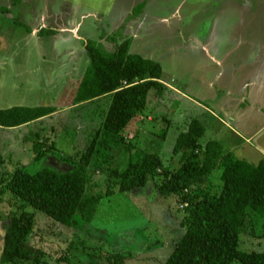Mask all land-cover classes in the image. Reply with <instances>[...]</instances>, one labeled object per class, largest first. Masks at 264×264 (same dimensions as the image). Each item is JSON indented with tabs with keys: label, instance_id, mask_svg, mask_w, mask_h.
Instances as JSON below:
<instances>
[{
	"label": "rangeland",
	"instance_id": "rangeland-1",
	"mask_svg": "<svg viewBox=\"0 0 264 264\" xmlns=\"http://www.w3.org/2000/svg\"><path fill=\"white\" fill-rule=\"evenodd\" d=\"M46 1L48 0H24L13 4L11 0H0V18L6 20L0 21V63L12 54V65L16 67L12 69L8 66L7 80L19 82L11 87L7 83L6 87L3 85L4 92H0L3 95L0 96V103L13 102L19 94L21 97L25 95L26 91L33 88V80L42 82L43 73L50 74L51 60L58 64V54L50 48L61 39L49 41L46 40L48 37L44 41H35V34L28 35L31 29L24 23L20 24V20L14 19L17 15L24 20L26 9L30 10L29 15L32 14V9L45 6L52 12L55 7L53 0L48 1V5ZM134 1L122 0L121 6L127 9ZM144 1L145 13L140 20L129 17L133 10L130 8L124 10L125 15H117L118 27L122 18H128L123 20L124 26L111 33V36L106 38L107 35H103L104 49L114 51L119 42L131 39L133 53L145 50L150 55L149 53L154 52V60L162 65L164 81L175 91L170 89L160 100L151 93L147 109L134 118L125 131V144L131 147L132 152L147 151L158 154L166 167L175 168L180 163V155L174 156V145L178 135L187 130L188 122L193 119L199 120L206 128L205 135L200 139L202 145L210 140H217L226 150L237 149L238 140L241 143L243 141L237 139L234 129L253 140L247 142L248 144L258 142L264 136V115L256 109H238L236 102H229L231 98L226 93L217 98L218 89L213 93L216 88L196 82V76H199L197 70L192 74L193 70L189 69L185 58L174 57L181 46L198 47L191 46L192 40L187 37V30L199 29L201 40L209 36L204 45L219 46L224 50L235 41L233 36L237 34L242 35L245 40L247 36L252 45H257L259 41L264 42V0H150V4L149 0H140L139 3ZM165 9L172 19L168 25L170 28L151 19L165 16ZM7 13L13 15V20L5 17ZM115 14L114 12L113 17H116ZM20 25L25 27L22 32L19 31ZM136 33L141 36L134 40L133 35ZM76 40L79 49L84 46L81 37ZM26 42L42 48H18ZM151 42L152 47L149 45ZM195 43L199 44L198 41ZM36 51L40 54V60L36 55H30V52ZM232 60L233 58L226 57V69L231 68ZM200 72L205 74V71ZM60 73L59 70L56 71L59 77L55 78V82H62ZM248 76V71L246 74L243 71L241 80L244 81ZM21 83L25 84L23 88ZM45 84H51V81L47 80ZM217 87L225 89L229 84L223 80ZM47 99L48 94L43 92L40 100L47 102ZM72 101L70 97L64 107L57 109L55 113L24 126L0 127V155L3 158L0 178L8 177L17 169L34 173L46 167L61 172L73 168V162L79 161L101 124L100 109L102 104L105 106V101L97 99L80 105ZM166 128L167 136L162 138ZM36 144L41 145L40 152L52 145L54 150L38 161L39 151H35ZM114 156L115 166L128 163L129 154L124 147L115 150ZM89 170L93 173L90 192L98 193L99 189H104L106 172L103 173L99 160H94ZM220 178L221 171L218 170L210 179L217 186L221 184ZM3 186L0 185V188ZM3 200L0 204V258L3 248L1 232L9 224V217L16 211V206L9 202V194H5ZM184 208L185 206L177 203L174 196L159 195L154 182L150 181L142 189L104 198L91 223L78 217V225L74 228L54 226L43 218V214L37 213L38 224L32 242L38 247L44 246L46 250H50L52 264L61 254L68 255L71 264H103L99 260L101 254L117 252L130 255L125 264H163L172 253L174 242L182 235L180 224L186 215ZM239 249L264 250V221H247L240 235Z\"/></svg>",
	"mask_w": 264,
	"mask_h": 264
},
{
	"label": "trees",
	"instance_id": "trees-1",
	"mask_svg": "<svg viewBox=\"0 0 264 264\" xmlns=\"http://www.w3.org/2000/svg\"><path fill=\"white\" fill-rule=\"evenodd\" d=\"M144 7L145 3L139 4L133 16L140 15ZM54 34L52 30L40 31L41 36ZM86 51L90 64L74 103L104 99L101 124L71 170L61 172L46 167L31 173L17 169L0 178V185H4L0 188V204L9 194V202L16 206L1 232L0 264H52L50 250L32 242L37 213L54 226L74 228L78 217L91 223L104 198L142 189L150 181L159 195L174 196L186 212L180 224L182 235L163 264H264V250L239 249L247 221H264V159L258 164L242 160L216 140L202 145L200 139L206 128L197 119L188 122L187 130L177 137L173 154L180 155V163L175 168L166 167L158 154L132 152L124 137L131 121L147 109L151 93L160 100L170 90L163 79L162 65L132 53L130 39L119 42L114 51L90 40ZM56 111L55 107L0 109V127H21ZM167 132L168 128L162 138ZM122 147L129 154L128 163L115 166L114 151ZM40 150L41 145L36 144L35 151ZM53 150L52 145L38 152V161ZM94 160H99L106 172L104 189L98 193L90 192L93 173L89 167ZM2 164L0 155V167ZM218 170L221 184L216 186L210 178ZM128 256L122 252L103 253L99 260L103 264H125ZM53 264L71 261L68 255L61 254Z\"/></svg>",
	"mask_w": 264,
	"mask_h": 264
},
{
	"label": "crops",
	"instance_id": "crops-1",
	"mask_svg": "<svg viewBox=\"0 0 264 264\" xmlns=\"http://www.w3.org/2000/svg\"><path fill=\"white\" fill-rule=\"evenodd\" d=\"M11 1L13 4L24 2V0H20V2ZM48 1L50 2L51 0ZM48 1H46L47 5L49 4ZM139 1L140 0H135L127 8L133 9L131 10L132 13L129 14V17L132 16L133 19L137 18L138 20L141 19V16L145 13L143 11L146 8V2L139 3ZM53 3L55 7L52 12L48 6L43 4L45 7L32 9L31 15L28 14L30 10L26 9V17L25 19L23 18L24 20H21L17 15L14 19L20 20L22 22H20V24L24 23L25 26H28L31 29V32H28V35L31 36L35 34V41H44L45 38L48 37L49 38L46 40L50 39L55 41L56 39H61L55 43L56 45H54L53 48H50L51 51L55 50V53L58 54V64L51 60L50 74L43 73L42 82L39 80H33L31 82L33 88L26 91L25 95L21 97L19 94L18 98L13 102L8 101L6 104L0 103V108L9 109L16 106H23L55 107L56 109H59L64 107V104L69 101L70 97L73 100L72 102H74L78 87L90 64V58L86 51L87 41H98L104 47L102 43L103 35H107L106 38L111 36V33L116 32L118 28L120 29L121 26H124L123 23L128 18V16L125 19L122 18L120 21L121 25L118 27L116 24L119 20L117 15H125L124 10H127L125 9L126 7L124 8L121 6L122 0H53ZM138 3H145V7L140 15L134 17L133 12L139 5ZM148 4H150V0ZM7 10L8 8H6V11ZM114 12L116 13V17H113ZM164 12L166 14L167 10L165 9ZM7 14L8 15L5 17H9L13 20V15L11 13ZM169 15L170 14L168 13L165 16L161 15V17L153 15L157 18L151 17V19L170 28L168 25L172 19ZM0 21L3 22L6 20L2 17V19L0 18ZM24 29L25 27L20 25L19 31L22 32ZM43 29L54 31V36H41L40 31ZM187 31L189 33V36L187 35V37L192 40L191 46L198 45V47L189 48L188 46H181L179 48L180 50L175 53L174 58H180V56L181 58H185L189 63V69L193 70L192 74L197 70L199 76H196V82H200L203 85H211L212 89L216 88V90H213V93L218 89L220 96L217 95V98H220L226 93L227 97L231 98L229 102H236V107L240 110H244L245 107L256 109V111L264 115V42L259 41L257 45H252L250 44L251 41H248L247 36V40H245L242 35L237 34L236 36H233L235 37V41L231 42L233 45L229 44L228 47H226V50H224L219 46L210 47L208 44L204 45L205 39H208L209 36H205L201 40V36L198 34L199 29ZM139 35L140 34L137 33L133 35L134 40L139 38ZM80 37L84 40V46H80L79 49L76 39ZM195 41H198L199 44L195 43ZM152 43L153 42L149 44L150 47H152ZM29 47L42 48V46H36L29 42H26L23 46H19L18 48H25L28 50ZM155 48L156 46H154V49ZM193 52H195V54ZM141 53L136 54H140L143 57H145L144 55L150 56L149 58H145H152L151 60H154V52L147 55L145 50H142ZM30 55H36L38 60L41 59L39 56L40 54L37 53V51L30 52ZM226 57L233 58L229 70L226 69ZM12 58L13 56L11 54L6 57L5 61L2 60L0 63V92L1 90L4 92L3 85L6 87V83L8 86L10 85V87L11 85L16 86L15 83H19L15 80H7L8 68L10 67L14 69V67H16V65H12ZM25 67H27V65ZM57 70H59L62 75V78L60 77L62 80L61 83L60 81L59 83L54 81L58 76L56 74ZM76 70L80 71L77 72ZM200 71H205V74H201L203 72ZM243 71L245 74L248 71L249 74L248 77H245L244 81L241 80ZM47 80H50L51 84H45V81ZM223 80L229 84V87L219 89L217 86H219ZM164 82L172 91H175L166 81ZM24 85V83H21V88H23ZM240 85H242V87H239ZM9 89L12 90L11 88ZM7 91L9 92V90ZM43 92L48 94L47 102L46 100H40ZM0 96L2 97L3 95ZM234 130V135L237 139L243 141V143L238 140V143H236L237 149L233 146L234 149L230 150H232L238 158L250 163L258 164L262 161L264 159V136H262L258 142L254 141L255 144H248L247 142H252L253 140L247 137L248 135L246 136L242 132L236 129Z\"/></svg>",
	"mask_w": 264,
	"mask_h": 264
}]
</instances>
